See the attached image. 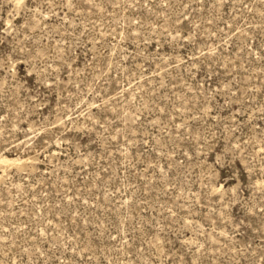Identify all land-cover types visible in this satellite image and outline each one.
<instances>
[{"label": "rangeland", "instance_id": "1", "mask_svg": "<svg viewBox=\"0 0 264 264\" xmlns=\"http://www.w3.org/2000/svg\"><path fill=\"white\" fill-rule=\"evenodd\" d=\"M1 156L0 264H264V0H0Z\"/></svg>", "mask_w": 264, "mask_h": 264}, {"label": "bare ground", "instance_id": "2", "mask_svg": "<svg viewBox=\"0 0 264 264\" xmlns=\"http://www.w3.org/2000/svg\"><path fill=\"white\" fill-rule=\"evenodd\" d=\"M9 160L15 161L14 158H13V159H11V158L8 159V158L5 157V156H1V158H0V161H5V162L8 161V162H9ZM5 162H4V163H5Z\"/></svg>", "mask_w": 264, "mask_h": 264}]
</instances>
